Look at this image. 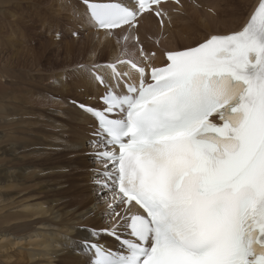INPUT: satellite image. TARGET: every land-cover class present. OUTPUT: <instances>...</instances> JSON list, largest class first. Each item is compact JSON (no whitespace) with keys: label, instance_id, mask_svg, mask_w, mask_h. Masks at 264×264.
Wrapping results in <instances>:
<instances>
[{"label":"snow or ice","instance_id":"obj_1","mask_svg":"<svg viewBox=\"0 0 264 264\" xmlns=\"http://www.w3.org/2000/svg\"><path fill=\"white\" fill-rule=\"evenodd\" d=\"M81 3L90 26L139 55L107 76L79 65L106 89L102 108L78 105L97 121L89 144L106 223L69 238L77 264H264V0L240 29L166 49L159 66L138 31L149 16L170 25L169 0Z\"/></svg>","mask_w":264,"mask_h":264},{"label":"bare ground","instance_id":"obj_2","mask_svg":"<svg viewBox=\"0 0 264 264\" xmlns=\"http://www.w3.org/2000/svg\"><path fill=\"white\" fill-rule=\"evenodd\" d=\"M26 1H37L44 8L43 11L32 18L28 13H31L34 7L23 5ZM44 1L2 0L4 6L0 7V25L5 20L18 21V26L11 25L8 27L10 31L14 32V34H10V38L14 48L19 51V59L25 60L30 65L28 70L13 71L0 68V145L4 147V153L8 155L5 161L12 163L20 175L28 177L27 185L22 184L21 189L15 190V195L7 193L2 185L5 182L7 168L0 160V229L6 223H13L9 224L8 229L0 231V264H40L46 256L52 253L57 254L56 259L61 264H65L67 259L74 261L67 264H77V261L82 257L75 255L66 248L69 238L73 240L82 239L87 233L84 235L77 234L81 232V227H100L103 221L96 222L97 224L94 226L91 224V220V225H87L82 218H79V216L85 215L89 209H79L82 204L87 202L88 196H83L85 190L80 185L75 184L78 176L75 174L73 163L77 157L84 159L86 168H79L78 170L91 172L87 174L86 178L93 180L87 181V183H91L95 190L93 173L98 168V164L93 160V148L89 141L97 121L91 114L78 107L79 104L86 103L73 98L64 99V94L73 96L72 91L76 92V89L69 88L66 83H72L75 87L79 78L71 79L65 71L60 72L61 77L56 73L55 68L45 64L40 51L41 48L48 46L53 40L61 43V39L50 36L53 39L50 40L48 36L59 32L63 38L73 31H78L80 35L83 32L85 36L82 38L71 36L56 51L70 50L72 45L82 42L83 47L90 55L89 63L85 66L100 65L99 71L105 76L111 73L109 65L118 58L135 60L139 55L136 46L131 41L117 43L116 39L107 35L104 30L90 26L84 19L83 14L86 9L81 0H56V5L53 3L55 0H53L52 3L57 7L56 9L51 8L53 5L51 7L46 6ZM99 2H117V0H99ZM193 3H196V7L192 6ZM257 3L258 0H181V5L178 6L169 0V3L165 4L164 7L172 17V23L161 26L155 17H146L138 31L140 43L145 50L156 53L153 63L159 66L165 60L164 50L166 49L194 46L209 34L228 33L240 29ZM175 8H179V11H173ZM209 9H213L214 13H210ZM52 11L56 12L52 13L55 17L51 16L50 12ZM38 17H40L39 20ZM192 22H195L199 27L192 26ZM37 23L38 36L28 37L27 34L32 30L30 25L35 26ZM164 35H166L165 38ZM157 39L160 41L158 45L154 43ZM34 40H39L40 43ZM29 41H32V45L39 44V47L33 49L25 46L24 44ZM125 43H127V52H124ZM108 55H110V61L106 62L103 58ZM44 69H49L50 77L40 80L35 72ZM78 69V67L72 68L73 72H77ZM117 69L135 75L130 66L118 65ZM85 72L86 80L93 86L92 91L88 93L82 89L75 95L92 100L96 103V107L102 108L103 103L100 97L106 89L94 81L86 69ZM10 87L11 90L16 87L19 88L20 93H13ZM22 109L25 112L29 110V113H23ZM6 126L14 127L33 136L34 140H26V137L15 138L9 133ZM33 145H38L48 151L47 155L54 160L55 169L53 171H42L34 168L36 165L31 161L34 157ZM43 164L46 165L45 162ZM77 166L80 167L81 164H77ZM9 180L14 182L15 178ZM73 190L79 196L78 199L72 196ZM22 192L24 193L21 194ZM38 195H41L42 198L38 199ZM49 195H57L58 199L67 200L73 204L66 215L67 217L71 216L73 225L55 228L51 234H46L44 228L37 227L35 223L29 220V216L39 207L44 210H49L52 207L44 199ZM93 206H97V203ZM100 206L103 205L100 204ZM38 237L41 239H37ZM5 239L7 241H4ZM99 239L102 244L112 250L119 247L118 242L111 236H102ZM19 240H32L31 244L33 246L34 244L39 245V247L46 240L48 246L44 250L41 248L37 250L38 247L33 248L30 253V257L33 259L28 260L30 257L25 254L26 257H29L26 260L22 256V252H10L14 247L13 245L17 246V244L22 243ZM3 241L11 246L6 245L7 247H5ZM56 241H65V246L58 245ZM61 244L63 245V243ZM19 255L21 257H17ZM36 257L39 259L37 260Z\"/></svg>","mask_w":264,"mask_h":264},{"label":"rangeland","instance_id":"obj_3","mask_svg":"<svg viewBox=\"0 0 264 264\" xmlns=\"http://www.w3.org/2000/svg\"><path fill=\"white\" fill-rule=\"evenodd\" d=\"M8 1H10V0H8ZM11 1H14V0H11ZM15 1H17V0H15ZM48 1L50 2V4H48L49 3ZM52 2H53V0H45L44 1L45 5L49 6V7H51L53 5V3L55 5L57 4L56 0L53 3ZM23 5H30V6L34 7V9H32V12L28 13V15L31 16L32 18H34L35 15H38V13H41V11H43V9H44V8H42L41 4H39L37 1H26V2H24ZM3 6H4V4H3L2 0H0V7H3ZM192 6L196 7V3H193ZM6 7H7V5H6ZM51 8L56 9L57 7H55L53 5V7H51ZM50 13H51L52 17H55L52 14V13H56L55 11H52ZM62 13L64 16L63 11H62ZM210 13H212V12H210ZM22 17H24V16L22 15ZM39 18L40 17H38L37 19L39 20ZM11 25L18 26L19 23L17 20H5L0 25V68L1 69H7V70H13V71L28 70L30 68V65L25 60L19 59V55H18L19 51L16 50L14 48V46L12 45V39L10 38V34H14V32L10 31L8 28ZM192 26H194L196 28L199 27L197 24H195V22H192ZM30 27L32 30H31V32H29L27 34L28 37H32L34 35L38 36V34H39V32L37 30L38 29V23L35 26L30 25ZM92 31H94V29H92ZM79 35H80V33H79ZM79 35L73 36L72 33L71 34L69 33V35H66V37L60 38L61 43H59L57 40H53L50 37V36L56 37V34H51L48 37L50 38V40H53V41L48 46L42 47L40 51L42 53V57H43V60L45 61V64L48 67L55 68L56 73L58 75H60L61 77H62V75L60 72L65 71V73L68 76H70L71 79L72 78L78 79L82 75L83 76L82 80L85 82H88L86 80L85 69L79 68V65H87L89 63V60H90V55L87 52V50L83 47L82 42H79V44H77V45H72L70 47V50H64V49L62 50L61 49L59 52L56 51L57 49H60L61 46L63 45V42H65V40H67L68 38H71V36L74 38H76V37L82 38L83 36H85L83 34V32L81 33L80 36ZM95 37H97V34H95ZM163 37L165 38L166 35H164ZM34 41H36L37 43H40L39 40H34ZM31 43H32V41H29V42L25 43L24 45L27 47H32L33 49H37L39 47V44L36 43L35 45H32ZM127 43H125V45ZM103 59L106 62L110 61V55L104 57ZM62 64H64V65L61 66ZM73 67H78L79 68L78 71L73 72V70H72ZM35 75H37L40 80H43L47 77H50V71H49V69H44L42 71H36ZM13 80H15V79H13ZM64 83H66V81H64ZM66 85L73 90L76 89V92L72 91L73 96L64 94L63 95L64 99L73 98L75 100H79V101L84 102L86 104H93V105L97 106L94 101L87 100L84 97H78L75 95L76 93H79L80 91H82V89H84V88H76V87H74V85L72 83L71 84L66 83ZM18 89L19 88L16 87L14 90H11V87H10V90L13 93H20L18 91ZM22 112L23 113H29V110H26V112H25V110L22 109ZM4 124L6 125V122H4ZM6 129L15 138L22 139L23 137H26V140H30V141L34 140L33 136L27 135L24 132H21L14 127L6 126ZM32 148L34 149V157L32 158L31 161H32V163H34L36 165L34 168H36L38 170H42V171H53V169H55V164H54V160L47 155L48 151L42 149L38 145H33ZM76 153H77V151H76ZM7 156L8 155H6L4 153V147L2 145H0V160L3 161L2 163L7 168L6 169L7 173H6L5 182L2 184L3 189H5L7 193H11V194L15 195L16 194L15 190L21 189L22 184L27 185L28 177L25 175H20L12 163L6 162L5 160H6ZM79 160L81 161L80 167H78L76 164V162ZM43 162H45L46 165H44ZM73 163H74V167H75V174L78 176L75 184L80 185V187H82L85 190V194L83 196H85V195L88 196L87 202L82 204L79 207V209L89 208V209L94 210V215L86 213L85 215L79 216V218L83 219L85 224L89 225L91 219H93L99 215L102 216L103 206H100V205L99 206L97 205L95 207L93 206L94 204H96V192L98 189L95 188V190H94L93 185L91 183H89V184L87 183V181L93 180V179L87 180V178H86L87 174L91 173V172H88V170L87 171L86 170H78L79 168H81V169L86 168L84 165V163H85L84 159L77 157L73 160ZM13 178H15L14 182L9 180V179H13ZM23 193L24 192H22L21 194H23ZM72 196H74L76 199L79 198V196H77L75 190L72 191ZM37 198L41 199L42 196L38 195ZM44 199L47 200L49 202V204L52 205V207L49 210H44L42 207H39L36 210H34L29 216V220L31 222L35 223L37 225V227L44 228L46 234H51L55 228H65L67 226L73 225V223H72L73 220L71 219V216H69V217L66 216L69 209L73 205L70 201L60 200V199H58L57 195H49L48 197H46ZM105 223H106V221L103 218V221L101 222L100 226L104 225ZM9 224H13V223L4 224L2 226V228L0 229V231L8 229ZM85 233L86 232L84 231V228L81 227V232L77 233V234L84 235ZM77 234H74V235H77ZM39 238L41 239V237H38L37 239H39ZM4 241H7V240L5 239ZM28 241L27 240H24V241L19 240V242H22L23 244L20 243V244H17V246L13 245L14 247L10 252L11 253L22 252L23 253L22 256L25 257V259L27 260L30 257L31 250H33V248L38 247L37 250H39V248L44 250L48 246V243L46 240L43 241L44 244L41 243L40 247H39V245H36V244H34V246H33L31 244L32 240H28ZM56 243L60 246H65V241H60V242L56 241ZM61 243H63V245ZM4 245H5V247L11 246V245H7V242ZM25 254H27L29 257L27 256L28 257L27 258ZM56 256H57L56 253H52V254L46 256L44 261L40 264H61V262L58 261V259H56ZM17 257H21V256L19 255ZM32 259L33 258L30 257L28 260H32ZM36 259L38 260L39 258L36 257ZM70 262H74V261L71 259H67L65 264L70 263Z\"/></svg>","mask_w":264,"mask_h":264},{"label":"trees","instance_id":"obj_4","mask_svg":"<svg viewBox=\"0 0 264 264\" xmlns=\"http://www.w3.org/2000/svg\"><path fill=\"white\" fill-rule=\"evenodd\" d=\"M83 76L81 75L79 77V80L75 83L76 88H84L88 93L92 91L93 86L90 83L84 82L82 79ZM78 165H80V161L77 162ZM103 220V217L101 215L97 216L95 219H91V224L94 226L97 224L96 222H101Z\"/></svg>","mask_w":264,"mask_h":264}]
</instances>
